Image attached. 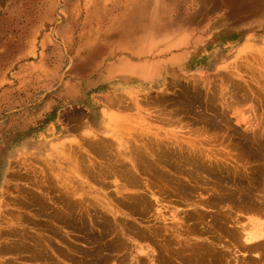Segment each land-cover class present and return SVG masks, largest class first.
Instances as JSON below:
<instances>
[{"label":"rangeland","instance_id":"374dc122","mask_svg":"<svg viewBox=\"0 0 264 264\" xmlns=\"http://www.w3.org/2000/svg\"><path fill=\"white\" fill-rule=\"evenodd\" d=\"M96 37L117 62L98 131L60 97ZM263 118L264 0H0V264H264V244L233 252L264 222Z\"/></svg>","mask_w":264,"mask_h":264},{"label":"bare ground","instance_id":"6f19581e","mask_svg":"<svg viewBox=\"0 0 264 264\" xmlns=\"http://www.w3.org/2000/svg\"><path fill=\"white\" fill-rule=\"evenodd\" d=\"M134 72H133V70L132 69H130V71L128 70V72H126V73H124L125 75H126V77H128V76H131L132 74H133ZM131 82H132V80H128V81H125V84H127V85H130L131 84ZM133 84H131V86H132ZM198 87H199V85H198ZM195 91V90H194ZM208 94V93H207ZM214 94V93H213ZM233 94V93H232ZM237 95V94H236ZM204 96V95H203ZM251 96V95H250ZM210 98V97H209ZM235 98H237V97H235ZM155 99V98H154ZM215 99H217V98H215ZM227 100V99H226ZM242 100V99H241ZM155 101V100H154ZM207 102V101H206ZM211 102V101H210ZM228 102V101H227ZM230 102V101H229ZM183 103H184V101H183ZM225 103V102H224ZM178 104V103H177ZM209 104V103H208ZM211 104V103H210ZM216 104V103H215ZM226 104V103H225ZM232 104V103H231ZM230 104V105H231ZM234 104V103H233ZM238 104V103H237ZM217 105H218V103H217ZM227 105V104H226ZM171 106V105H170ZM237 106V105H236ZM163 107H165V106H163ZM162 107V108H163ZM218 107V106H217ZM229 108H230V106H228ZM206 108V107H205ZM201 109V108H200ZM215 109V108H214ZM224 109V108H223ZM222 109V110H223ZM231 109V108H230ZM234 109V108H233ZM198 110H199V108H198ZM209 111V110H208ZM228 111H229V109H228ZM164 112H165V110H164ZM163 112V113H164ZM220 112H222V111H220ZM233 112V111H232ZM209 113V112H208ZM225 113V112H224ZM227 113V112H226ZM240 114V113H239ZM238 114V115H239ZM228 115V114H227ZM227 115H225V116H227ZM237 115V116H238ZM172 117H174V116H172ZM190 117V116H189ZM221 117V116H220ZM228 117V116H227ZM241 117H242V115H241ZM162 118V117H161ZM215 118V117H214ZM236 118V117H235ZM182 119V118H181ZM185 119V118H184ZM184 119H182V120H184ZM228 119V118H227ZM264 119V118H263ZM163 120H164V118H163ZM168 120V119H167ZM170 120V119H169ZM177 120V119H176ZM178 120H180V118L178 119ZM232 120V119H231ZM172 121V120H171ZM181 121V120H180ZM230 121V120H229ZM169 121H167V123H168ZM173 122V121H172ZM171 122V123H172ZM211 122V121H210ZM165 123V122H164ZM177 123V122H176ZM184 123V122H183ZM264 123V122H263ZM190 124V123H189ZM193 124V123H192ZM230 124V123H229ZM169 125V124H168ZM171 126V125H170ZM182 126V125H181ZM183 126H185V124L183 125ZM205 126V125H204ZM254 126V125H253ZM209 127V126H208ZM206 128V127H205ZM229 128H231V127H229ZM209 129V128H208ZM218 129V128H217ZM242 129V128H241ZM194 130V129H193ZM207 130V129H206ZM102 131V130H101ZM187 132V131H186ZM185 132V133H186ZM191 132H192V129H191ZM190 132V133H191ZM197 132V131H196ZM164 133V132H163ZM188 133V132H187ZM208 133V132H207ZM225 133V132H224ZM182 134V133H181ZM192 134V133H191ZM228 134V133H227ZM226 134V135H227ZM230 134V133H229ZM193 135V134H192ZM236 135V134H235ZM177 136V135H176ZM222 136V135H221ZM191 137V136H190ZM264 137V136H263ZM153 138V137H152ZM172 138V137H171ZM183 138V137H182ZM219 138V137H218ZM258 138V137H257ZM180 139V138H179ZM186 139V138H185ZM191 139V138H190ZM215 139V138H214ZM217 139V138H216ZM227 139V138H226ZM152 140H154V139H152ZM160 140V139H159ZM168 140V139H167ZM182 140V139H181ZM170 141V140H169ZM176 141V140H175ZM187 141V140H186ZM191 141V140H190ZM149 143V142H148ZM154 143V142H153ZM166 143V142H165ZM185 143V142H184ZM62 144V143H61ZM98 144V143H97ZM151 144V143H150ZM149 144V145H150ZM167 144H169V143H167ZM186 144V143H185ZM193 144V143H192ZM105 145V144H104ZM153 145V144H152ZM155 145V144H154ZM98 146V145H97ZM108 146V145H107ZM151 146V145H150ZM156 146V145H155ZM154 146V147H155ZM163 146H164V144H163ZM177 146V145H176ZM176 146H175V148H176ZM196 146V145H195ZM170 147V146H169ZM183 147H184V145H183ZM182 147V148H183ZM110 148V147H109ZM153 148V147H152ZM165 148V147H164ZM188 148V147H187ZM237 148V147H236ZM166 149V148H165ZM186 149V148H185ZM194 149V148H193ZM204 149V148H203ZM202 149V151H204ZM224 149V148H223ZM160 150V149H159ZM158 150V151H159ZM176 150H178V148H176ZM182 150V149H181ZM196 150V149H195ZM201 150V149H200ZM200 150H199V152H200ZM114 151V150H113ZM136 151V150H135ZM134 151V152H135ZM157 151V150H156ZM166 151V150H165ZM183 151H185V150H183ZM187 151V150H186ZM185 151V152H186ZM198 151V150H197ZM155 152V151H154ZM239 152V151H238ZM176 153V152H175ZM188 153V152H187ZM186 153V154H187ZM195 153V152H194ZM205 153V152H204ZM242 153V152H241ZM143 154V153H142ZM157 154V153H156ZM155 154V155H156ZM181 154V153H180ZM200 154V153H199ZM205 154H207V153H205ZM204 154V155H205ZM219 154V153H218ZM146 155V154H145ZM158 155V154H157ZM174 155V154H173ZM191 155V154H190ZM190 155H188V156H190ZM107 156V155H106ZM186 156V155H185ZM185 156H183V158L185 157ZM208 156V158L209 157H211V156H209V155H207ZM142 157V156H141ZM140 157V158H141ZM149 157V156H148ZM154 157H156V156H154ZM158 157H160V156H158ZM157 157V158H158ZM173 157V156H172ZM182 157V156H181ZM191 157V156H190ZM217 157V156H216ZM140 158H138V159H140ZM146 158V157H145ZM213 158V157H212ZM211 158V159H212ZM244 158V157H243ZM243 158H242V160H243ZM246 158V157H245ZM159 159H161V158H159ZM173 159V158H172ZM176 159V158H175ZM214 159V158H213ZM217 159V158H216ZM74 161H76L77 159L76 158H74L73 159ZM141 160V159H140ZM140 160H138V161H140ZM157 160V159H156ZM155 160V161H156ZM210 160V159H209ZM219 160V159H218ZM246 160V159H245ZM133 160H131V162H132ZM148 161V160H147ZM147 161H146V163H147ZM165 161V160H164ZM204 161H205V159H204ZM217 161V160H216ZM220 161V160H219ZM244 161V160H243ZM248 161H250V160H248ZM253 161V160H252ZM108 162V161H107ZM150 162V161H149ZM153 163H154V161H152ZM159 162V161H158ZM177 161H175V163H176ZM188 162H190L189 160H188ZM211 162H213V161H211ZM218 162V161H217ZM234 162V161H233ZM6 163H7V160L6 161H4V163L3 164H0L1 166H0V169H2L3 167H5V165H6ZM105 163V162H104ZM133 163V162H132ZM163 163V162H162ZM179 163V162H178ZM193 163V162H192ZM219 163V162H218ZM144 164V163H143ZM183 164V163H182ZM197 164V163H196ZM213 164V163H212ZM215 164H216V162H215ZM220 164V163H219ZM135 165V164H134ZM155 165V164H154ZM185 165V164H184ZM188 165V164H187ZM186 165V166H187ZM101 166V165H100ZM131 166H133V165H131ZM193 166V165H192ZM221 166H223L222 164H221ZM220 166V167H221ZM151 167V166H150ZM149 167V168H150ZM152 167H154V166H152ZM151 167V168H152ZM212 167V166H211ZM227 167H228V165H227ZM158 168V167H157ZM160 168V167H159ZM192 168V167H191ZM195 168V167H194ZM205 168V167H204ZM236 168V167H235ZM50 169H51V167H50ZM142 169H144V167L142 168ZM148 169V168H147ZM221 169V168H220ZM136 170V169H135ZM146 170V169H145ZM156 170V169H155ZM187 170V169H186ZM185 170V171H186ZM189 170V169H188ZM223 170V169H222ZM229 170V169H228ZM237 170V169H236ZM6 171V170H5ZM52 171V170H51ZM50 171V172H51ZM133 171V170H132ZM159 171V170H158ZM164 171V170H163ZM178 171V170H177ZM183 171V170H182ZM208 171V170H207ZM58 172V171H57ZM166 172V171H165ZM164 172V173H165ZM180 172V171H179ZM191 172V171H190ZM189 172V173H190ZM213 172V171H212ZM239 172V171H238ZM150 173V172H149ZM160 173V172H159ZM178 173V172H177ZM205 173V172H204ZM210 173V172H209ZM264 173V172H263ZM156 174V173H155ZM155 174H154V176H155ZM171 174V173H170ZM169 174V175H170ZM201 174H203V172L201 173ZM56 175H58V173H55V175L54 176H56ZM65 175V174H64ZM152 175V174H151ZM161 175V174H160ZM191 174H189V175H187V176H190ZM193 175V174H192ZM191 175V176H192ZM197 175V174H196ZM206 175V174H205ZM227 175V174H226ZM233 175V174H232ZM236 175V174H235ZM247 175V174H246ZM264 175V174H263ZM98 176V175H97ZM159 176V175H158ZM172 176H174V175H172ZM117 177V176H116ZM167 177V176H166ZM170 177V176H169ZM208 177V176H207ZM240 177H241V175H240ZM177 177L175 176V179H176ZM209 179H210V177H208ZM233 178V177H232ZM190 179V178H189ZM206 179V178H205ZM160 180H162V179H160ZM183 180H185V179H183ZM215 180V179H214ZM105 181V180H104ZM149 181V180H148ZM156 181V180H155ZM155 181H153V183L155 182ZM163 181V180H162ZM205 181V180H204ZM213 181V180H212ZM263 181V180H262ZM63 182V181H62ZM161 182V181H160ZM168 182V181H167ZM177 182V181H176ZM180 182V181H179ZM215 182V181H214ZM49 183V182H48ZM69 183V182H68ZM63 184V183H62ZM61 184V185H62ZM72 184V183H71ZM119 184V183H118ZM117 184V193L119 192V191H121V188H123L125 185H124V183L123 184H119L118 185ZM60 185V186H61ZM66 185V184H65ZM115 185V184H114ZM148 185V184H147ZM176 185V184H175ZM193 185V184H192ZM232 185V184H231ZM74 186V185H73ZM149 186V185H148ZM154 186V185H153ZM162 186H164V185H162ZM161 186V187H162ZM205 186V185H204ZM227 186V185H226ZM229 186V185H228ZM63 187V186H62ZM155 187V186H154ZM153 187V188H154ZM179 187V186H178ZM199 187V186H198ZM210 187V186H209ZM233 187H235V186H233ZM232 187V188H233ZM200 188V187H199ZM263 188H264V185H263ZM1 189V188H0ZM152 189V188H151ZM163 189V188H162ZM203 189V188H202ZM261 189V188H260ZM65 190H66V188H65ZM124 190V189H123ZM164 190V189H163ZM166 190V189H165ZM171 190V189H170ZM174 190H176V189H174ZM216 190V189H215ZM225 190V189H224ZM76 191V190H75ZM74 191V192H75ZM167 191V190H166ZM199 191V190H198ZM209 191V190H208ZM226 191V190H225ZM162 192V191H161ZM178 192V191H177ZM219 192V191H218ZM264 191H262V193H263ZM57 193V192H56ZM76 193V192H75ZM78 193V192H77ZM151 193V192H150ZM153 193V192H152ZM156 193V192H155ZM155 193H154V199L156 200V202H157V205H156V210H157V213H155L156 214V216L155 217H157V218H160L162 221H164L165 223H167V222H171V223H174V224H176V219H179L178 218V213L179 212H177V210H176V208H174V209H170L169 208V210L168 211H170L171 212V214L170 215H166V214H164L163 213V211H162V208L164 207V208H166L167 206H165V205H162V201H160L159 200V198H157L156 197V195H155ZM174 193V192H173ZM206 193H209V192H206ZM206 193H204V194H206ZM254 193V192H253ZM80 194V193H79ZM159 194V193H158ZM193 194V193H192ZM201 194V193H200ZM212 194V193H211ZM210 194V195H211ZM67 195V194H66ZM77 195V194H76ZM117 195V194H116ZM119 195V194H118ZM153 195V194H152ZM202 195H203V193H202ZM43 196V195H42ZM170 196V195H169ZM186 196V195H185ZM196 196V195H195ZM205 196V195H204ZM203 196V197H204ZM200 197H202V196H200ZM208 197V196H207ZM46 198V197H45ZM70 198V197H69ZM169 198V197H168ZM183 198V197H182ZM194 198V197H193ZM257 198V197H256ZM76 199V198H75ZM74 199V200H75ZM197 199H199L198 197H197ZM260 199H261V197H260ZM49 200V199H48ZM77 200V199H76ZM170 200V199H169ZM186 200V199H185ZM195 200V199H194ZM239 200V199H238ZM257 200V199H256ZM262 200V199H261ZM200 202H202V201H200ZM208 202V201H207ZM227 202V201H226ZM185 203V202H184ZM145 204V203H144ZM206 204V203H205ZM212 204V203H211ZM220 204H222V203H220ZM219 204V206H221ZM227 204V203H226ZM229 204H231V203H229ZM260 204V203H259ZM261 204H263V203H261ZM59 206V205H58ZM132 206V205H131ZM144 206V205H143ZM260 206V205H259ZM193 207V206H192ZM195 207V206H194ZM224 207V206H223ZM229 207V206H228ZM237 207V206H236ZM154 208V207H153ZM173 208V207H172ZM220 208H222V207H220ZM219 208V209H220ZM230 208H232V207H230ZM240 208V207H239ZM204 209V208H203ZM223 209V208H222ZM252 209V208H251ZM255 209V208H254ZM84 210V209H83ZM142 210V209H141ZM164 210V209H163ZM174 210V211H173ZM256 210V209H255ZM144 211V210H143ZM142 211V212H143ZM184 212V211H183ZM195 212V211H194ZM218 212V211H217ZM231 212V211H230ZM241 212V211H240ZM254 212V211H253ZM196 213V212H195ZM252 213V212H251ZM259 213V212H258ZM260 213H261V211H260ZM262 213H263V211H262ZM242 214V213H241ZM247 214H249V213H247ZM246 214V215H247ZM236 215V214H235ZM243 215H245V213L243 214ZM249 215H251V214H249ZM249 215H247V216H249ZM264 215V214H263ZM148 216V215H147ZM230 216V215H229ZM252 216V215H251ZM248 217L249 219L247 220V219H245V220H247V222L245 223V220H243L244 222L242 223L241 221H239V222H241L240 223V225H238V228H237V230H236V234H237V236L241 239V245H243V248L245 249V250H239L236 246H233L234 248H235V250H233V252L235 253L234 255L235 256H238L239 254V252H241L242 254H246V253H248L247 251L248 250H256V249H258V248H260V246H262L263 244H264V222H263V220L261 221V220H259L260 219V217H259V219H257L258 218V216L257 215H253L254 217ZM260 216V215H259ZM154 217V216H153ZM182 217H183V215H182ZM232 217V216H231ZM236 217H238V216H236ZM255 217H257V218H255ZM168 218V219H167ZM208 218V217H207ZM235 218V217H234ZM262 218V217H261ZM264 219V218H263ZM166 220H168V221H166ZM183 221V220H182ZM223 221V220H222ZM179 222V221H178ZM206 222V221H205ZM236 223V222H235ZM59 225V224H58ZM173 225V224H172ZM212 226V225H211ZM234 226H235V224H234ZM172 227V226H171ZM174 227V226H173ZM207 228V227H206ZM215 229V228H214ZM0 230H1V228H0ZM174 230V229H173ZM217 230V229H216ZM187 231V230H186ZM189 231V230H188ZM5 232V231H4ZM168 232V231H167ZM42 233V232H41ZM175 234V233H174ZM211 235V234H210ZM1 237L3 236V235H0ZM177 236H180V232H178V234H177ZM171 237V236H170ZM225 238V237H224ZM21 239V238H20ZM27 239V238H26ZM25 239V240H26ZM209 239V238H208ZM213 239V238H212ZM1 240V239H0ZM21 242V241H20ZM187 244V243H186ZM1 245V244H0ZM94 245V244H93ZM240 245V246H241ZM152 246V245H151ZM176 246V245H175ZM212 246V245H211ZM150 247V246H149ZM165 248V247H164ZM226 248H227V246H226ZM225 248V249H226ZM170 249V248H169ZM222 249H224V248H222ZM228 249V248H227ZM166 250H168V249H166ZM247 250V251H246ZM128 251H129V249H128ZM137 251H139V252H142V253H144V254H146V255H149V252H147L146 250H145V248H144V246L143 245H140L139 244V246L137 247ZM151 251V250H150ZM153 251V250H152ZM11 252V251H10ZM19 252V251H18ZM138 252V253H139ZM240 253V254H241ZM255 253V255L258 253V252H254ZM254 253L252 254L253 256H255L254 255ZM13 254V253H12ZM143 254V255H144ZM238 254V255H237ZM261 254V253H260ZM260 254H258V255H260ZM262 254H263V252H262ZM262 254H261V256H262ZM264 255V254H263ZM243 256H245V255H243ZM149 257H150V259H152V256H150L149 255ZM157 257V256H156ZM256 257H257V255H256ZM259 257V256H258ZM257 257V258H258ZM57 258V257H56ZM63 258V257H62ZM245 258V257H244ZM253 258H255V257H253ZM263 258V257H262ZM122 259V258H121ZM236 260V259H235ZM258 260V259H257ZM41 261V260H40ZM114 261V260H113ZM224 261V260H223ZM262 262V261H261ZM130 263V262H129ZM212 263V262H211ZM236 264H237V262H235ZM259 263V262H258ZM114 264H116V263H114ZM135 264V263H134Z\"/></svg>","mask_w":264,"mask_h":264},{"label":"crops","instance_id":"0c3cea01","mask_svg":"<svg viewBox=\"0 0 264 264\" xmlns=\"http://www.w3.org/2000/svg\"><path fill=\"white\" fill-rule=\"evenodd\" d=\"M107 45H108V47L103 46V44L100 42V40L96 37V50H94L96 52V55H95L96 56V64H93L89 71L83 72V75L81 76V82L79 85L80 87L77 89L78 92L80 90L81 91L78 95H76V98H73V99L69 98L64 93H61V95H60V97L64 101H67L70 103H75V104L81 106L82 108H84L86 110V114H87L88 121L90 123V127L94 131H98V129L96 127V122L94 120L93 112H94V110L96 111V107L99 108L101 105L106 106V104L103 101H101L97 95L98 94H106L107 92L112 91L111 87L106 86L105 83H103V82H100L98 84H100L101 86H104V87H102L104 89V91L96 90V82L100 81L99 78L102 75L101 71H102V68L104 67L105 63H108L109 66H113V67L117 65L116 61H112V59H110V57H111L110 54H112L111 48L109 47V44H107ZM106 53L108 54V58L104 59V57H107ZM122 60H124V58ZM110 68H112V67H110Z\"/></svg>","mask_w":264,"mask_h":264}]
</instances>
